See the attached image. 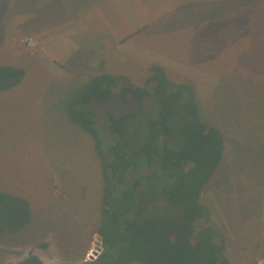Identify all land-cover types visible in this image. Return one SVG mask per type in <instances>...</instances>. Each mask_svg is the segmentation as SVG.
<instances>
[{
	"label": "rangeland",
	"instance_id": "1",
	"mask_svg": "<svg viewBox=\"0 0 264 264\" xmlns=\"http://www.w3.org/2000/svg\"><path fill=\"white\" fill-rule=\"evenodd\" d=\"M243 1L0 0V66L25 71L19 85L0 92V192L25 198L32 213L21 231L0 236V264L31 256L44 264L89 261L101 243L102 174L90 135L65 107L98 74L143 87L152 64L195 88L203 121L224 138L223 161L201 195L208 218L196 226L217 233L231 264H264V41L253 22L264 2ZM241 10L249 25L234 18ZM77 18L84 27L70 38L78 49L69 57L51 54L52 43L36 36ZM249 36L255 44L247 47ZM141 109L101 104L96 126L109 135L108 114L133 115L114 135L131 151ZM157 209L167 212L162 201Z\"/></svg>",
	"mask_w": 264,
	"mask_h": 264
},
{
	"label": "trees",
	"instance_id": "2",
	"mask_svg": "<svg viewBox=\"0 0 264 264\" xmlns=\"http://www.w3.org/2000/svg\"><path fill=\"white\" fill-rule=\"evenodd\" d=\"M246 14L241 10L234 18L249 25L251 18ZM253 22L261 27L257 39L264 41V9ZM248 39L247 47L255 44L252 36ZM259 60L264 62V53ZM148 71L143 87L110 73L91 77L65 107L69 119L90 135L103 182L97 232L102 251L82 264H231L224 242L215 241L217 233L211 227L196 226L208 218L201 195L223 161L224 138L203 121V108L192 85L171 80L158 64L149 65ZM24 77L22 68L0 66V92L16 87ZM111 101L138 103L145 109L144 119L134 120L140 134L136 148L133 142L128 145L131 151L114 135L133 115L108 114L109 135L96 126L97 108ZM160 201L167 212L158 211ZM31 216L28 200L0 192V236L18 233ZM22 264L44 263L31 256Z\"/></svg>",
	"mask_w": 264,
	"mask_h": 264
},
{
	"label": "crops",
	"instance_id": "3",
	"mask_svg": "<svg viewBox=\"0 0 264 264\" xmlns=\"http://www.w3.org/2000/svg\"><path fill=\"white\" fill-rule=\"evenodd\" d=\"M138 6H133V11L135 9H138ZM80 18H77L73 21H77L76 25L73 23H65L63 27L60 28H53L49 30H40V34H37V38H41L46 44L48 42L52 43L51 48L47 49L48 52L51 54L56 55H65L69 57L71 54L77 51L78 47H75L72 42L70 41V38H74L75 34L77 33V29L83 28L84 25L79 22ZM57 47H60L62 50L58 51L56 50Z\"/></svg>",
	"mask_w": 264,
	"mask_h": 264
},
{
	"label": "built area",
	"instance_id": "4",
	"mask_svg": "<svg viewBox=\"0 0 264 264\" xmlns=\"http://www.w3.org/2000/svg\"><path fill=\"white\" fill-rule=\"evenodd\" d=\"M100 246L95 250V252H91V256L89 255V261L96 259V257L101 253Z\"/></svg>",
	"mask_w": 264,
	"mask_h": 264
},
{
	"label": "water",
	"instance_id": "5",
	"mask_svg": "<svg viewBox=\"0 0 264 264\" xmlns=\"http://www.w3.org/2000/svg\"><path fill=\"white\" fill-rule=\"evenodd\" d=\"M100 241H101V243L99 244V246H100V250H102V248H101V244H102V239L100 238Z\"/></svg>",
	"mask_w": 264,
	"mask_h": 264
}]
</instances>
